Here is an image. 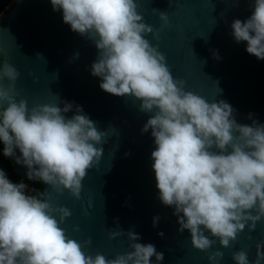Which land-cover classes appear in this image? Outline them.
<instances>
[{
  "label": "clouds",
  "instance_id": "clouds-1",
  "mask_svg": "<svg viewBox=\"0 0 264 264\" xmlns=\"http://www.w3.org/2000/svg\"><path fill=\"white\" fill-rule=\"evenodd\" d=\"M50 4L54 12L62 13L71 31L94 43L98 56L90 74L100 78L99 88L115 97H131L139 112L151 114L141 134L151 130L157 199L174 209L177 232L187 231L192 248L204 253L217 240L221 248H229L245 226L253 232L264 220V124L253 120L241 125L227 102L210 103L185 91V81L173 77L158 48L160 33L169 27L167 12L153 9L160 21L154 29L138 13L137 0H50ZM230 28L236 43L245 42L249 55L264 60V0H252L250 17L234 20ZM148 35L157 41L155 46ZM214 58L219 56L214 53ZM19 76L15 67L0 61L2 154L26 168L28 181L48 186L57 195L66 191L78 201L82 181L102 156L98 146L107 142L106 133L72 103L29 108L26 100L17 102ZM73 109L75 114L68 118ZM26 190V183H13L0 169V264H152V257L156 264L163 261L162 252L151 243H139L140 236L131 230L110 231L108 236L112 240L126 235L131 251L112 259L87 254L84 249L91 246V239L82 244L61 227L71 210L54 206L45 188L39 196ZM159 219L153 218V227ZM262 249L264 240L255 246L253 264L264 261ZM207 259L219 264L223 253L211 252ZM232 260L249 264L247 251L233 253Z\"/></svg>",
  "mask_w": 264,
  "mask_h": 264
},
{
  "label": "water",
  "instance_id": "water-1",
  "mask_svg": "<svg viewBox=\"0 0 264 264\" xmlns=\"http://www.w3.org/2000/svg\"><path fill=\"white\" fill-rule=\"evenodd\" d=\"M137 3L138 13L154 29L160 27V21L153 9L167 12L169 27L160 33L158 48L166 56L173 77L185 81V91L210 103L227 102L241 125H250L253 120L264 124V60L249 55L245 42L236 43L230 28L234 20L250 17L252 0ZM146 39L157 44L151 35ZM0 53V61L3 59L20 73L15 83L17 102L24 99L29 108L61 101L72 103L106 133L107 142L98 146L103 148L102 156L82 181L80 200L66 191L57 195L42 184V192L45 188L54 206L71 210L72 215L61 225L69 238L82 244L91 239V246L84 249L87 254L100 253L112 259L131 251L126 235L108 238L110 231L131 230L140 236L139 243H151L163 253L161 264H209L207 255L215 251L223 253L219 264H234L232 255L241 249L247 251L249 264H253L255 246L264 240V220L253 232L245 226L227 249L221 248L217 240L209 253L193 249L187 231L177 232L174 209L157 199L150 158L155 148L151 130L141 134L151 114L139 112L138 102L131 97H115L99 88L100 78L90 74L98 56L94 43L71 31L63 23L62 13L52 10L50 0H11L0 13ZM2 83L8 86L7 80ZM73 114L74 109L66 116ZM8 159L14 174L28 181L26 168ZM156 216L160 219L153 227ZM77 227L79 231L73 232ZM151 261L156 264L155 257Z\"/></svg>",
  "mask_w": 264,
  "mask_h": 264
},
{
  "label": "trees",
  "instance_id": "trees-1",
  "mask_svg": "<svg viewBox=\"0 0 264 264\" xmlns=\"http://www.w3.org/2000/svg\"><path fill=\"white\" fill-rule=\"evenodd\" d=\"M10 2L11 0H0V13L10 4ZM2 153L3 144L0 143V169H3L5 171L8 178L13 183H19L21 181L26 183L28 185V190H26V194L39 196V194L42 193V184L39 182L26 181L15 175L10 166L9 159L5 158ZM33 189H35V191H32Z\"/></svg>",
  "mask_w": 264,
  "mask_h": 264
}]
</instances>
